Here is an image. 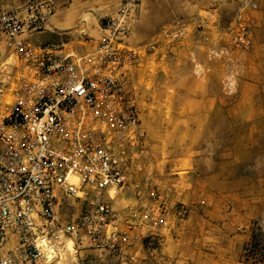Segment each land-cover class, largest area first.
<instances>
[{"label": "built area", "instance_id": "obj_1", "mask_svg": "<svg viewBox=\"0 0 264 264\" xmlns=\"http://www.w3.org/2000/svg\"><path fill=\"white\" fill-rule=\"evenodd\" d=\"M143 1L121 0L79 50L38 40L51 32L53 0L0 7V264H80L90 252L134 264L160 247L155 225L172 182L161 188L148 171L134 79L141 51L129 44ZM227 34L251 48L248 19L238 15ZM127 190L140 202L118 214L112 201Z\"/></svg>", "mask_w": 264, "mask_h": 264}, {"label": "crops", "instance_id": "obj_2", "mask_svg": "<svg viewBox=\"0 0 264 264\" xmlns=\"http://www.w3.org/2000/svg\"><path fill=\"white\" fill-rule=\"evenodd\" d=\"M26 1L0 0V7L11 8ZM53 1L55 15L50 21L51 32L46 33L52 37L67 33L85 18L96 20L98 31L99 21L114 17L121 0ZM251 4L256 10L248 8ZM238 15L248 17L254 25L252 56L256 50L264 49V0H144L137 10L138 24L130 34L129 44L142 51L155 39L158 88H165V93L171 90L172 98L187 102L177 111L186 116L185 126L179 129L181 138L177 139L180 154L157 163H166L168 167L157 168L155 180L161 188L171 181L172 191L168 207L155 225L161 245L156 253L145 251V256H154L161 264H178L181 259H190L194 264L199 261V253L189 245L185 235L197 216L195 207L181 218L177 212L179 205L203 204L204 213H212L205 206L212 194H240L241 168L249 160L243 158L240 149L217 155L213 148L218 140L207 136L214 114L243 117L264 113L254 106L260 82L254 59L229 63L220 53L228 50L227 31ZM178 29H182V34L173 39ZM233 67L236 74H229ZM233 84L236 102L230 107L221 106L222 100L233 93L230 88ZM241 145L233 144L238 148ZM237 215L242 219L250 217L247 212L237 211ZM87 255L99 257L100 261L108 259L94 252Z\"/></svg>", "mask_w": 264, "mask_h": 264}, {"label": "rangeland", "instance_id": "obj_3", "mask_svg": "<svg viewBox=\"0 0 264 264\" xmlns=\"http://www.w3.org/2000/svg\"><path fill=\"white\" fill-rule=\"evenodd\" d=\"M243 18L250 22L248 17L243 15ZM96 23L98 22L93 19H81L77 26L72 27L65 34L53 37L50 34H44L39 36V39L40 41L55 42L59 37L63 41H73L71 46L79 50L77 41L83 35L88 36L91 41L99 37ZM253 29L254 25H251L252 43L254 39ZM226 43L228 50L222 54L229 63L236 60L246 62L249 58L254 59V70L260 80L259 93L254 106L264 111V49H258L250 56L252 45L247 51L236 49L232 46L228 34L226 35ZM151 45L155 48V39L151 41ZM147 48L145 47L141 51L139 65L134 70V79L141 90L138 105L140 119L146 132L148 171L153 176L154 184H158V181L155 180L157 168L161 170L163 165L168 167L165 165L166 163L158 165V161L174 159L180 154L181 150L177 144V139L182 133L179 129L186 124V116L177 111L187 102L172 98L171 90L165 93V88H158L155 49L147 50ZM212 57L217 58L214 54ZM236 72L234 67L229 69V74H236ZM230 88L233 93L227 99L222 100L221 106L230 107L236 102L235 84L230 85ZM209 121L211 129L207 136L212 140H218L217 147L213 148L216 154H225L240 149L243 158L249 161L241 168L240 194L237 196L212 194L205 205L213 211L212 213H204L203 204L188 206L189 210L195 207L197 216L185 235L189 245L199 253L197 264H242L239 262L242 247L249 242L252 230L260 229L264 234V113L243 117L214 114ZM250 127H254V129L250 130ZM234 142L242 145L240 148L234 147ZM248 144L251 147H247ZM185 165L184 167H186ZM183 174L180 173L181 176ZM139 186L140 180L138 178L136 188ZM139 202L138 195L136 196L132 191L127 190L116 194L112 205L118 214H122L127 206L136 207ZM237 211L240 213L247 212L250 217L239 218ZM187 215L188 213L184 214L183 218ZM98 258L90 257V255L85 256L80 264L112 263L109 259L100 261ZM58 264L74 263L71 259L64 257ZM134 264L161 263L154 256L149 255L143 261L141 254H138ZM178 264H194V262L190 259H181Z\"/></svg>", "mask_w": 264, "mask_h": 264}, {"label": "trees", "instance_id": "obj_4", "mask_svg": "<svg viewBox=\"0 0 264 264\" xmlns=\"http://www.w3.org/2000/svg\"><path fill=\"white\" fill-rule=\"evenodd\" d=\"M242 264H264V234L260 229L252 230L250 240L242 247Z\"/></svg>", "mask_w": 264, "mask_h": 264}]
</instances>
